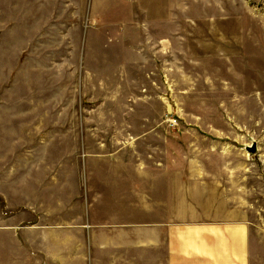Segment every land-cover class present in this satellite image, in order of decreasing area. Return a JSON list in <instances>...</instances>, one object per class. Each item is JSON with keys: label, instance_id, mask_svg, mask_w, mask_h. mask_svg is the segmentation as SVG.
<instances>
[{"label": "rangeland", "instance_id": "obj_1", "mask_svg": "<svg viewBox=\"0 0 264 264\" xmlns=\"http://www.w3.org/2000/svg\"><path fill=\"white\" fill-rule=\"evenodd\" d=\"M37 151L54 165L42 192L19 172ZM90 166L141 204L214 190L264 264V0H0V264H147L68 220Z\"/></svg>", "mask_w": 264, "mask_h": 264}, {"label": "crops", "instance_id": "obj_2", "mask_svg": "<svg viewBox=\"0 0 264 264\" xmlns=\"http://www.w3.org/2000/svg\"><path fill=\"white\" fill-rule=\"evenodd\" d=\"M50 153V151L44 153L37 151L25 154L26 162H23L19 172L20 176H25L27 190H33L28 188V185L35 184L41 185L35 191L44 190L42 185L47 174L44 171L47 169L51 171L54 168L52 158L48 157ZM117 155L116 159L121 156V154ZM164 155L167 156L166 159L171 160L170 156ZM83 159L86 165L87 161L93 158L90 154H85ZM98 159L108 161L114 160L115 157H98ZM170 166H172L171 162L166 163L164 171L171 172ZM103 170L107 169L100 167L99 172ZM118 170L119 168L116 169ZM190 171L192 172L190 176L193 178L199 176V170L190 169ZM82 172L85 182L84 200L83 203L78 204L77 199L73 206L68 205L70 208L67 212L68 220L70 222L75 220L74 224L79 225L80 228L77 229L78 231L92 234L89 237L91 239L96 238L94 233L100 231L105 233L102 239L116 240L117 254L124 253V250L130 246L133 251L147 249V264H250L251 226L243 220L242 213L229 207L227 203L218 201L214 190L204 189L203 192L189 190L180 199L175 200L172 198L171 189L163 193V198L161 194L157 196L156 192L149 190L151 195L143 197L141 204L139 184L133 185L132 198H128L122 194V189L113 186L111 182L101 180L99 184L92 183L94 172L92 166L83 168ZM139 172L140 170L137 171L138 174ZM52 175L53 173H49L51 178ZM7 183L8 180L5 179L4 185L8 189L11 182ZM169 186L171 188V179ZM152 192L155 193L154 198ZM135 194H138L137 197ZM5 195L8 196L6 190ZM78 195L69 194V203ZM29 206L36 214L43 213L40 210L42 207L38 204L31 203ZM140 207L147 209L146 222H141L138 216L127 218L126 214L137 215ZM107 208L115 209L114 214L112 212L111 216L106 215L107 212L104 210ZM124 208L131 209L132 213H125ZM43 222H62V220L50 216L43 218ZM145 240L146 243L141 242ZM120 242L121 246H119Z\"/></svg>", "mask_w": 264, "mask_h": 264}, {"label": "water", "instance_id": "obj_3", "mask_svg": "<svg viewBox=\"0 0 264 264\" xmlns=\"http://www.w3.org/2000/svg\"><path fill=\"white\" fill-rule=\"evenodd\" d=\"M247 151H248L250 154H256L257 151H258L257 144L254 143L251 147H247Z\"/></svg>", "mask_w": 264, "mask_h": 264}]
</instances>
